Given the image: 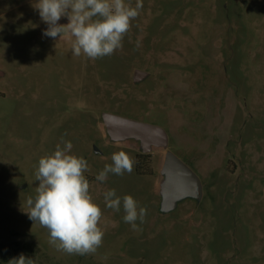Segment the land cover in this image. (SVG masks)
I'll list each match as a JSON object with an SVG mask.
<instances>
[{"label":"rangeland","instance_id":"obj_1","mask_svg":"<svg viewBox=\"0 0 264 264\" xmlns=\"http://www.w3.org/2000/svg\"><path fill=\"white\" fill-rule=\"evenodd\" d=\"M37 2L0 0V264L20 254L34 264H264V0H142L123 47L95 60L74 56L67 32L43 36ZM138 70L148 75L135 82ZM104 113L163 128L202 199L162 213L166 151L111 141ZM61 137L88 161L102 209L95 254L57 251L26 212L38 161ZM118 151L134 171L97 181ZM113 188L147 206L138 230L122 205L106 207Z\"/></svg>","mask_w":264,"mask_h":264},{"label":"clouds","instance_id":"obj_2","mask_svg":"<svg viewBox=\"0 0 264 264\" xmlns=\"http://www.w3.org/2000/svg\"><path fill=\"white\" fill-rule=\"evenodd\" d=\"M33 7L47 24L43 36L56 39L67 32L74 37L73 55L83 54L95 60L112 56L123 47L131 22L139 16L143 3L137 0L133 7L125 0H38ZM62 17H67V24L58 23ZM72 148L71 141L61 137L55 150L39 159L35 171L39 186L36 195L27 198L26 212L34 224L48 230L49 243L57 251L91 255L103 243L105 233L98 226L102 209L90 195V183L84 175L88 161L72 153ZM111 161L96 175L97 181L106 182L109 174H131L136 164L125 151L114 152ZM103 197L106 207L116 212L122 205L123 220L133 230H138L137 221L140 224L146 221L147 206H141L133 196L121 197L113 188L105 191ZM8 264H34V261L20 254Z\"/></svg>","mask_w":264,"mask_h":264},{"label":"water","instance_id":"obj_3","mask_svg":"<svg viewBox=\"0 0 264 264\" xmlns=\"http://www.w3.org/2000/svg\"><path fill=\"white\" fill-rule=\"evenodd\" d=\"M147 75L146 72L136 71L135 82L144 79ZM102 119L111 141L115 143L138 141L143 153H149L154 149L166 151L161 169V174L164 176L161 184L162 213L168 214L176 210L179 203L186 199L198 201L202 199V181L188 165L169 150L168 134L163 128L110 113H104Z\"/></svg>","mask_w":264,"mask_h":264},{"label":"flooded vegetation","instance_id":"obj_4","mask_svg":"<svg viewBox=\"0 0 264 264\" xmlns=\"http://www.w3.org/2000/svg\"><path fill=\"white\" fill-rule=\"evenodd\" d=\"M0 74H1V71H0ZM2 77H3V76L0 75V79H2ZM146 78H147V77H146ZM144 79H145V78H144ZM0 94H2V93H0Z\"/></svg>","mask_w":264,"mask_h":264}]
</instances>
